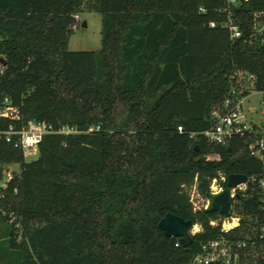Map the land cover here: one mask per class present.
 Here are the masks:
<instances>
[{
    "label": "trees",
    "instance_id": "trees-1",
    "mask_svg": "<svg viewBox=\"0 0 264 264\" xmlns=\"http://www.w3.org/2000/svg\"><path fill=\"white\" fill-rule=\"evenodd\" d=\"M224 7L222 0H0V104L7 97L20 107L17 128L36 120L76 130L44 135L29 162L0 141V166L19 165L0 197L11 249L0 264H189L208 241L257 238L253 183L232 198L240 221L227 232L224 216L195 208L188 192L195 183L207 199L214 177L263 169L249 137L214 145L200 133L238 70L264 86V40L248 39L264 0L233 8L242 31L235 39L209 26L227 18ZM84 9L101 14L98 50L68 49L74 15ZM168 212L200 226L189 246L159 228Z\"/></svg>",
    "mask_w": 264,
    "mask_h": 264
},
{
    "label": "built area",
    "instance_id": "built-area-1",
    "mask_svg": "<svg viewBox=\"0 0 264 264\" xmlns=\"http://www.w3.org/2000/svg\"><path fill=\"white\" fill-rule=\"evenodd\" d=\"M225 4L224 11L228 12L227 18L222 22H209V26L214 28L219 24L227 29L232 39L239 38L242 34L239 24L232 17V10L241 2L246 0H222ZM200 11L205 12L203 7ZM75 24L79 21V15L75 14ZM249 42L256 39L264 40V11L255 13V20L248 36ZM4 68L3 62L0 60V73ZM235 84L230 88L224 98L220 108L214 111L210 126L200 132L205 139L214 145H225L235 136H247L251 140L249 142V153L253 157L260 160L263 164V169L258 175L248 176L246 183L237 185L231 189V200L236 196L238 191L245 192L250 183H253L254 189L257 190L260 206V225L257 229V238L251 241H231L225 238L211 240L202 245L198 254H196L189 264H250L251 259H264V86L259 87L256 83V77L245 70H238L233 76ZM255 94H260L262 97L259 100V107L253 108L251 98ZM253 112L262 116L258 121L254 120ZM21 118L20 107L12 102L11 99L5 97L0 104V121L7 119L10 122L7 127H0V141L13 144L24 153H31L37 149L42 137L50 133H73L74 128L63 126L59 129H54L51 125L43 121L29 120L20 128H17L15 122ZM178 131H182V127H178ZM194 134H190L193 136ZM209 154L207 157L209 158ZM8 165H2V175L5 176L4 186L1 187L0 197L3 194V189L7 183L13 179L18 172L10 168ZM227 176L220 174L214 177L210 183V192H218L226 185ZM195 192L197 191L196 184L192 186ZM191 200V199H190ZM208 202V198H207ZM207 204L202 207L205 208ZM201 208V207H195ZM0 212L2 208H0ZM8 221L13 223L16 221V216L13 213L9 214ZM240 217L232 213V218L224 217L222 221V230L227 232L239 224ZM211 224H217L216 221H211ZM15 228L20 229L19 222H15ZM194 226V225H193ZM192 234L195 231H191ZM180 243V242H179Z\"/></svg>",
    "mask_w": 264,
    "mask_h": 264
},
{
    "label": "rangeland",
    "instance_id": "rangeland-1",
    "mask_svg": "<svg viewBox=\"0 0 264 264\" xmlns=\"http://www.w3.org/2000/svg\"><path fill=\"white\" fill-rule=\"evenodd\" d=\"M79 21H76V25L68 40V49L70 50H98L101 47V14L96 11H90L87 9L82 10L78 13ZM86 23L84 26L83 23ZM260 94H255L251 98V105L253 108L259 107V100L261 99ZM252 116L255 121L262 118L261 115L253 112ZM264 119V118H263ZM39 153L36 149L34 152L25 153V160L27 162L37 159ZM10 168L19 172V165L11 163L8 165ZM5 176L0 177V190L4 186ZM190 199L194 207H202L207 204V199L202 197L198 192H195L193 188H188ZM200 226L194 225L191 231H199ZM9 230L8 225L0 218V258L5 260L8 259L9 251ZM3 264V263H2Z\"/></svg>",
    "mask_w": 264,
    "mask_h": 264
},
{
    "label": "water",
    "instance_id": "water-1",
    "mask_svg": "<svg viewBox=\"0 0 264 264\" xmlns=\"http://www.w3.org/2000/svg\"><path fill=\"white\" fill-rule=\"evenodd\" d=\"M85 26L86 23L84 22ZM3 61L2 58H0ZM248 176L244 173H230L227 175L226 185L218 192H209L208 202L205 207L206 211H218L225 218L231 219L232 212L230 210L231 203V189L242 183H246ZM193 227L192 221L184 219L176 214L168 212L159 221V228L167 237H178L179 242L183 247L191 244V229Z\"/></svg>",
    "mask_w": 264,
    "mask_h": 264
}]
</instances>
